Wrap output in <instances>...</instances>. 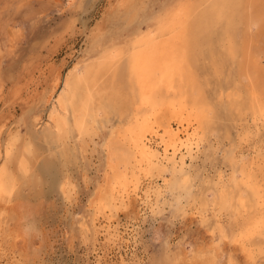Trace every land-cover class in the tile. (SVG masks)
<instances>
[{"label": "rangeland", "instance_id": "obj_1", "mask_svg": "<svg viewBox=\"0 0 264 264\" xmlns=\"http://www.w3.org/2000/svg\"><path fill=\"white\" fill-rule=\"evenodd\" d=\"M169 16L177 42L153 89L170 95L182 82L201 123L177 154L150 136L157 156L141 165L124 137L128 63ZM106 50L116 91L107 77L89 83L98 93L79 128V86L58 133L60 82ZM263 73L264 0H0V165L11 175L0 264H264ZM110 149L130 155L117 185L127 203L92 201ZM22 155L30 174H18Z\"/></svg>", "mask_w": 264, "mask_h": 264}, {"label": "bare ground", "instance_id": "obj_2", "mask_svg": "<svg viewBox=\"0 0 264 264\" xmlns=\"http://www.w3.org/2000/svg\"><path fill=\"white\" fill-rule=\"evenodd\" d=\"M178 18V16H169L164 20L163 26L161 27L163 33L161 36L155 35L156 33L154 32V35H152V33L151 36L150 34L145 35L142 39H140V41L135 44L132 51L133 53L128 63L130 69L129 87L131 89V93L126 96L125 100L127 104L130 103L132 105L133 116L128 124V133H124V137L127 136L126 138H129L133 156L141 165H143V163L147 164L148 162L154 160L157 156L152 150L153 146L151 147L147 141L150 136L152 138L159 137L162 143H164L165 151L168 152L169 150H172L175 154L179 151V148L181 149V147L184 146L187 148L194 144L193 142L196 139V134L192 132L193 127L195 123H201V115L199 116L197 112L189 110L186 102L183 101L187 90H185L182 82L172 84L174 85L175 90L170 95L159 93L153 89L162 78H166V76L169 75L170 66L168 67L167 63L168 58L173 51L172 49L175 47V43L177 42L174 32L177 28L176 26H178L180 22ZM177 31L178 30H176V32ZM173 54L171 56H173ZM119 55L121 54L115 55V57H118ZM171 56L170 59L172 58ZM109 59L107 50L103 51L100 56L89 59L81 67H76L68 74V76L65 77L63 82H60L63 84V90L56 97V99L54 98L55 104L53 105L51 113V119L57 124L58 133H60L63 130L64 125H66L63 120L60 122L59 119L64 116V114H68V99H70V101H74L76 99L77 89L79 86L84 85L86 87L84 104L75 117V123L79 128L84 127V112L88 110L87 107L93 101L95 93H98L96 90L97 86L90 87L89 83L96 84L99 76L107 77L110 78L108 82V90L112 92L116 91L115 80L113 79L116 77L113 76L110 70L111 68L109 69L108 67L110 64L109 62L111 61ZM245 64L248 65L247 62ZM127 76L129 75L127 74ZM59 85L60 84L57 86L55 85V89H57ZM52 99L53 95L49 97L48 102L51 103ZM13 147L14 143L10 144L6 154L7 160L10 161V163H12L13 159ZM30 147H32L30 150L33 152V146L31 145ZM24 154H26V152H24ZM108 154L109 170L107 172L105 183L101 189L96 191L93 196L94 200L92 201L102 202L108 200L112 202V204L116 201L127 203L126 201H129L131 196L127 195L125 192L124 194L126 195L120 194V191L117 189V185L123 178L124 166L122 164H126L125 162L130 155L126 154L127 157L121 156V160H119L115 157V152L112 149H110ZM20 158L19 172L17 171L18 174H20V172L23 173V175L25 173L30 174L31 172L27 157L22 155ZM10 180L11 175L7 164L0 165V199H4L6 195L9 194L10 190H8V186H11L9 185Z\"/></svg>", "mask_w": 264, "mask_h": 264}]
</instances>
